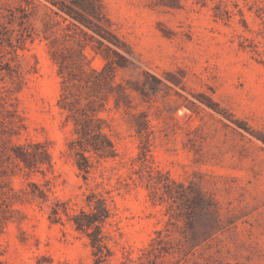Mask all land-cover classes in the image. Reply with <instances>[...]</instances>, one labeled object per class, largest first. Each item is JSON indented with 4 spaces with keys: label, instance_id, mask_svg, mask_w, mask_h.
I'll list each match as a JSON object with an SVG mask.
<instances>
[{
    "label": "rangeland",
    "instance_id": "1",
    "mask_svg": "<svg viewBox=\"0 0 264 264\" xmlns=\"http://www.w3.org/2000/svg\"><path fill=\"white\" fill-rule=\"evenodd\" d=\"M92 1L0 0V264H264V0Z\"/></svg>",
    "mask_w": 264,
    "mask_h": 264
},
{
    "label": "trees",
    "instance_id": "2",
    "mask_svg": "<svg viewBox=\"0 0 264 264\" xmlns=\"http://www.w3.org/2000/svg\"><path fill=\"white\" fill-rule=\"evenodd\" d=\"M89 6L91 8V10L89 11V14L91 16H93L94 18H98L96 16L95 13V4L93 3L92 0H89ZM67 14L69 16H71L75 21H78L80 23L86 24V26L88 28H90L91 30H93L94 32L101 34L102 38H104L106 41L112 43V41L105 35H103L102 33H99V31H97L95 28L91 27V25H89V21H84L86 17H83L81 13L77 12V11H73L75 13H72L71 11H66ZM88 20V19H87ZM113 44V43H112ZM105 48L106 51H109L111 48L109 45L105 44ZM114 54H116V56L118 57V59L122 60V61H127L128 58L124 55L121 54L118 50L113 49L111 50ZM106 60L108 58V55H102ZM109 61L107 60L105 67H108ZM118 66H123L121 63L117 62ZM81 71L83 72V68H80ZM84 81H88L86 78L83 77ZM65 94V93H64ZM62 93V97L60 98V106L62 108L67 109L68 111H70L72 113V115L74 116V103L73 100L71 99H66V96ZM81 114H85V112H82ZM75 123L78 125L75 130L76 133L78 134V138L76 140H73L71 143H78L81 148L83 146V144H90L92 146V148L96 151H100V152H109L112 149V143L111 141L105 136V134L103 132H101V130L99 129V127H97V131L93 132L89 130V124H88V119L82 117L80 118H75ZM74 146V144H72ZM81 157L83 159H85V156L83 154H81ZM86 161V159H85ZM81 166V165H79ZM77 222V221H76Z\"/></svg>",
    "mask_w": 264,
    "mask_h": 264
}]
</instances>
